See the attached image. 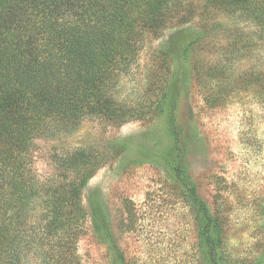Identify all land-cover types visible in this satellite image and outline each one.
I'll use <instances>...</instances> for the list:
<instances>
[{
  "label": "trees",
  "instance_id": "1",
  "mask_svg": "<svg viewBox=\"0 0 264 264\" xmlns=\"http://www.w3.org/2000/svg\"><path fill=\"white\" fill-rule=\"evenodd\" d=\"M0 0V264H81L78 242L85 234L88 210L83 195L88 182L120 158L125 146L107 143L57 155V173L42 178L34 169L36 141L54 140L77 132L87 118L120 127L131 120L165 113L167 81L155 109L127 105L113 90L137 61L147 37L185 25L195 18L199 36L188 54L212 34V11L246 23L231 44L239 55L264 48V0ZM197 16V17H195ZM237 27V26H236ZM246 31V39L242 38ZM160 68L170 73V56L159 50ZM233 54V53H232ZM238 56V55H237ZM234 56L205 65L194 63V78L206 89L213 107L235 90H256L264 98V61L251 65L233 80ZM218 86L214 93L212 84ZM177 99L167 110L173 145L171 174L183 196L201 216L208 253L221 245L218 220L187 173L189 139L177 117ZM127 229L134 225L129 212ZM112 264H132L113 234L102 240Z\"/></svg>",
  "mask_w": 264,
  "mask_h": 264
},
{
  "label": "rangeland",
  "instance_id": "2",
  "mask_svg": "<svg viewBox=\"0 0 264 264\" xmlns=\"http://www.w3.org/2000/svg\"><path fill=\"white\" fill-rule=\"evenodd\" d=\"M192 1L201 8V0ZM209 15L215 23L212 34L192 54L188 46L200 34L198 18L147 37L137 61L112 91L127 105L155 109L167 81L164 114L120 127L87 118L72 135L36 141L33 166L45 179L57 173L55 160L64 151L102 149L113 142L125 146L122 156L101 168L84 190L88 219L77 246L81 264H112L102 242L110 233L132 264H264V98L254 89L235 90L223 93L228 98L213 107L193 70L196 60L207 65L233 55V80L242 79L251 65L264 61V48L239 55L231 41L246 23L216 11ZM241 37L246 39V31ZM159 50L170 56L169 75L160 68ZM211 87L218 91L214 83ZM172 99H177V117L189 139L186 171L211 218L218 220L221 245L214 255L203 243L198 210L171 174L174 154L166 113ZM130 211L134 225L128 230ZM30 262L39 264L34 255Z\"/></svg>",
  "mask_w": 264,
  "mask_h": 264
}]
</instances>
